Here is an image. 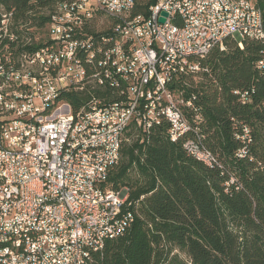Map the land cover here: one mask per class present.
<instances>
[{
  "label": "built area",
  "instance_id": "built-area-1",
  "mask_svg": "<svg viewBox=\"0 0 264 264\" xmlns=\"http://www.w3.org/2000/svg\"><path fill=\"white\" fill-rule=\"evenodd\" d=\"M262 1L65 0L43 25L0 1L4 264H93L108 241L132 227L130 189L110 183L132 124L150 132L167 123L172 142L220 165L204 145L196 98L173 86L204 71L202 60L229 39L241 48L246 40L262 44L256 67L264 73ZM254 92L236 90L244 104Z\"/></svg>",
  "mask_w": 264,
  "mask_h": 264
},
{
  "label": "trees",
  "instance_id": "trees-1",
  "mask_svg": "<svg viewBox=\"0 0 264 264\" xmlns=\"http://www.w3.org/2000/svg\"><path fill=\"white\" fill-rule=\"evenodd\" d=\"M0 1L24 21L43 25L65 0ZM262 50L257 41L241 48L229 39L226 49L202 60L204 71L173 86L196 98L204 145L220 165L210 167L172 142L167 123L150 132L130 126L110 183L129 187L135 222L93 264H160L165 240L190 259L175 256L168 264H264V73L256 67ZM252 87L251 101L242 103L236 90Z\"/></svg>",
  "mask_w": 264,
  "mask_h": 264
},
{
  "label": "rangeland",
  "instance_id": "rangeland-1",
  "mask_svg": "<svg viewBox=\"0 0 264 264\" xmlns=\"http://www.w3.org/2000/svg\"><path fill=\"white\" fill-rule=\"evenodd\" d=\"M196 78V77H195ZM139 178L138 174L136 172H132V179ZM141 179V178H140ZM161 252V262L160 264H168L170 260L175 257L179 256L181 259H184L186 261H190L187 254L178 248L175 244L172 242L164 241L160 248Z\"/></svg>",
  "mask_w": 264,
  "mask_h": 264
},
{
  "label": "bare ground",
  "instance_id": "bare-ground-1",
  "mask_svg": "<svg viewBox=\"0 0 264 264\" xmlns=\"http://www.w3.org/2000/svg\"><path fill=\"white\" fill-rule=\"evenodd\" d=\"M244 5L245 0H237V6ZM171 26H178V16H171ZM111 45H118V38H111ZM103 72H110V65H103ZM35 117H45V109H35ZM79 122V112H72V123ZM0 264H4V255H0Z\"/></svg>",
  "mask_w": 264,
  "mask_h": 264
},
{
  "label": "water",
  "instance_id": "water-1",
  "mask_svg": "<svg viewBox=\"0 0 264 264\" xmlns=\"http://www.w3.org/2000/svg\"><path fill=\"white\" fill-rule=\"evenodd\" d=\"M163 15H164V16L160 18V21H161V22H165V20H166V19H165V16H167L168 13H167V12H163Z\"/></svg>",
  "mask_w": 264,
  "mask_h": 264
}]
</instances>
